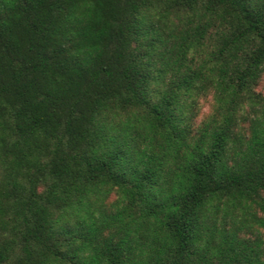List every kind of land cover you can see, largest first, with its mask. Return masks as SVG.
Wrapping results in <instances>:
<instances>
[{
  "label": "trees",
  "instance_id": "obj_1",
  "mask_svg": "<svg viewBox=\"0 0 264 264\" xmlns=\"http://www.w3.org/2000/svg\"><path fill=\"white\" fill-rule=\"evenodd\" d=\"M263 78L264 0H0V264H264Z\"/></svg>",
  "mask_w": 264,
  "mask_h": 264
},
{
  "label": "rangeland",
  "instance_id": "obj_2",
  "mask_svg": "<svg viewBox=\"0 0 264 264\" xmlns=\"http://www.w3.org/2000/svg\"><path fill=\"white\" fill-rule=\"evenodd\" d=\"M258 89L263 93L264 95V78L261 80ZM210 111V104L209 101H202V115L207 114Z\"/></svg>",
  "mask_w": 264,
  "mask_h": 264
}]
</instances>
